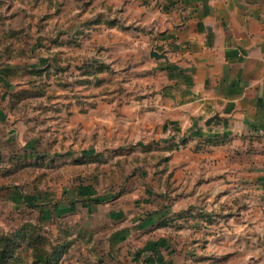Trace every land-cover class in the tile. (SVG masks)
<instances>
[{
	"label": "rangeland",
	"instance_id": "1",
	"mask_svg": "<svg viewBox=\"0 0 264 264\" xmlns=\"http://www.w3.org/2000/svg\"><path fill=\"white\" fill-rule=\"evenodd\" d=\"M162 26L156 0H0L2 264L33 263L26 223L55 264H264L190 212Z\"/></svg>",
	"mask_w": 264,
	"mask_h": 264
},
{
	"label": "crops",
	"instance_id": "2",
	"mask_svg": "<svg viewBox=\"0 0 264 264\" xmlns=\"http://www.w3.org/2000/svg\"><path fill=\"white\" fill-rule=\"evenodd\" d=\"M156 2L190 212L234 225L227 233L253 255L264 250V0Z\"/></svg>",
	"mask_w": 264,
	"mask_h": 264
},
{
	"label": "trees",
	"instance_id": "3",
	"mask_svg": "<svg viewBox=\"0 0 264 264\" xmlns=\"http://www.w3.org/2000/svg\"><path fill=\"white\" fill-rule=\"evenodd\" d=\"M181 144L186 145L188 142V138L184 137L180 140ZM24 158V157H23ZM37 224H25L18 229H16V234L20 235V243L26 242V246L32 251V254L34 255L33 263L32 264H55L59 259L62 258V256L67 251V243H63L62 245L54 244L52 250H47L43 248L45 246V243L47 241V237L44 236L39 229H37L36 232H33L31 230L30 234H28V237L24 234L25 226L29 228L35 229V226ZM10 240V239H9ZM36 240L39 241V246L36 244ZM35 242V243H34ZM69 246V244H68ZM13 254V250L10 247V245H5L0 248V264L3 263V259L7 258L9 255Z\"/></svg>",
	"mask_w": 264,
	"mask_h": 264
},
{
	"label": "water",
	"instance_id": "4",
	"mask_svg": "<svg viewBox=\"0 0 264 264\" xmlns=\"http://www.w3.org/2000/svg\"><path fill=\"white\" fill-rule=\"evenodd\" d=\"M151 56L156 58V59L168 58L167 52L165 50L164 51H158V50L152 49L151 50ZM216 118H217L216 116L210 118L206 124L210 125Z\"/></svg>",
	"mask_w": 264,
	"mask_h": 264
}]
</instances>
